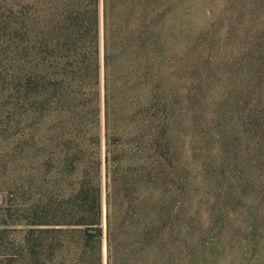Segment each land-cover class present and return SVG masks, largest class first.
<instances>
[{"label": "trees", "instance_id": "1", "mask_svg": "<svg viewBox=\"0 0 264 264\" xmlns=\"http://www.w3.org/2000/svg\"><path fill=\"white\" fill-rule=\"evenodd\" d=\"M162 1L47 0L41 31L25 38L26 144L61 147L53 168L38 164L21 183L26 264H247L253 250L264 258V164L254 161L253 191L237 212L233 195L222 199L202 243L184 184L169 179L161 149L177 97L171 79L183 69L153 67Z\"/></svg>", "mask_w": 264, "mask_h": 264}, {"label": "rangeland", "instance_id": "2", "mask_svg": "<svg viewBox=\"0 0 264 264\" xmlns=\"http://www.w3.org/2000/svg\"><path fill=\"white\" fill-rule=\"evenodd\" d=\"M46 1L0 0V264H26L22 238L29 199L27 183H21L38 164L52 162L53 168L61 148L26 144L32 122L25 38L41 31ZM162 4L158 15H167L154 24L161 42L153 67L183 69L171 79L177 97L169 95L174 107L162 160L169 179L185 186L189 221L196 226L190 231L202 243L213 234L202 238L201 230L209 228L222 199L233 195L237 212L253 191L254 161L264 164V0ZM162 88L169 90L166 83ZM103 96L102 84V134ZM230 233L236 237L237 228ZM247 262L264 264V258L253 250Z\"/></svg>", "mask_w": 264, "mask_h": 264}]
</instances>
